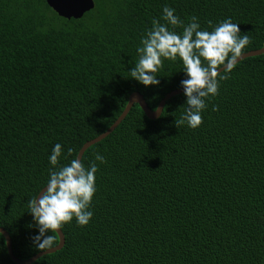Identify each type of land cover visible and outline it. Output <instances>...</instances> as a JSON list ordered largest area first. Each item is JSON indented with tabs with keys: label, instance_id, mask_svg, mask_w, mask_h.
I'll return each mask as SVG.
<instances>
[{
	"label": "trees",
	"instance_id": "trees-1",
	"mask_svg": "<svg viewBox=\"0 0 264 264\" xmlns=\"http://www.w3.org/2000/svg\"><path fill=\"white\" fill-rule=\"evenodd\" d=\"M94 3L66 19L45 0H0V227L19 258L43 250L31 241L28 200L47 179L52 145H61L58 164L68 163L112 124L130 93L154 109L180 88L179 58H162L157 85L128 71L145 30L166 23L162 6L182 22L168 25L176 32L192 16L202 29L231 17L237 35L249 38L242 52L263 44L264 0ZM222 74L198 127L175 125L184 108L179 93L154 119L134 103L90 145L81 163L97 165L91 218L63 223V246L30 264H264V52ZM50 234L54 246L58 236ZM0 264H17L1 233Z\"/></svg>",
	"mask_w": 264,
	"mask_h": 264
},
{
	"label": "clouds",
	"instance_id": "clouds-1",
	"mask_svg": "<svg viewBox=\"0 0 264 264\" xmlns=\"http://www.w3.org/2000/svg\"><path fill=\"white\" fill-rule=\"evenodd\" d=\"M174 11L168 5L162 6L160 18L166 23L153 21L151 29L145 30L136 48L137 59L128 71L131 78L144 86L157 85L159 81L154 73L162 58L173 61L179 58L183 65L180 70L184 73L179 87L185 100L183 112L174 123L177 127L186 124L196 128L206 107L205 99L217 94L218 71L224 73L219 79H225L242 57V49L249 43V38L237 35L240 30L231 17L215 24L208 21L209 29H202L197 18L192 16L181 31L176 32L168 27L182 23ZM71 152V148L66 149V154ZM60 155L61 145L53 144L47 157L52 166L47 170V179L35 197L28 200V212L36 228L31 241L37 249H49L54 240L50 232L61 230L63 223L74 217L75 223L83 226L92 216L89 204L96 190L97 165L89 163L84 167L79 157L58 164ZM94 159L104 162L100 153H96Z\"/></svg>",
	"mask_w": 264,
	"mask_h": 264
},
{
	"label": "water",
	"instance_id": "water-1",
	"mask_svg": "<svg viewBox=\"0 0 264 264\" xmlns=\"http://www.w3.org/2000/svg\"><path fill=\"white\" fill-rule=\"evenodd\" d=\"M45 2L58 16L66 18V19H68V18H80L83 16V14L85 12L91 10L95 5L94 0H45ZM263 52H264V39H263V44L260 48H256V49H252V50H248V51L243 52L241 54L242 57L240 59L248 57V56L259 55ZM218 72H220V71H218ZM179 93H182L181 88H176V89H173V90L167 92L159 100L157 106L154 109H151L147 105V103L143 99V96L141 95V93H139V92L130 93L125 106L123 107L120 114L116 117V119L112 122V124L107 129H105L103 132L98 134L97 136L85 141L81 145V147L78 149L76 157H79L81 160L83 152L90 145L94 144L95 142L100 141L101 139L106 137L108 134H110L114 130V128L121 122V120L125 117V115L127 114V112L129 111V109L131 108V106L134 103H137L139 105V107L144 111L145 115L148 118L154 119L160 115L166 100L169 99L171 96L179 94ZM0 233L2 234V236L4 238L7 253L9 255V257L17 264H30L34 260H36L38 257H40L44 254L52 253L56 250H59L64 244V235H63L61 230H58V232H56V234L58 236V242L56 245L51 246L49 249L40 250L28 258H19L13 254L12 247H11V238H10L9 234L7 233V231L4 228L0 227Z\"/></svg>",
	"mask_w": 264,
	"mask_h": 264
}]
</instances>
